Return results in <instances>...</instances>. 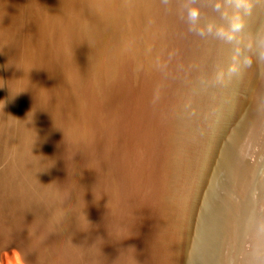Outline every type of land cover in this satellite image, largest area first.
I'll use <instances>...</instances> for the list:
<instances>
[{
  "label": "rangeland",
  "instance_id": "obj_1",
  "mask_svg": "<svg viewBox=\"0 0 264 264\" xmlns=\"http://www.w3.org/2000/svg\"><path fill=\"white\" fill-rule=\"evenodd\" d=\"M147 1L148 3L149 1H152V5L151 2L149 4V8L150 7L151 8L150 9L148 8L149 12L147 13L146 16L148 18L150 17L149 20L153 21L152 23L150 21L151 38L149 40L150 49L153 57L151 68L147 70L146 66L143 64L142 59L139 60L140 62L128 61L125 62L124 64H121L120 65L121 68H119L115 72L118 76L115 73L113 74L114 76H112V80L109 82V85H107V87L105 88L106 92H103L104 93L103 96L102 95L100 96L101 99H109L108 103L112 99L111 101L116 104L115 110L113 112L114 117H112L111 126L113 125L112 128L114 130L112 129L111 131L110 134L111 138L109 139L102 138L103 137L101 136L102 133L98 134L93 130L94 133L92 132V136L90 137L89 142H87L86 144L84 142L82 145L74 147V149L69 144L60 142L55 150L56 156L54 155L55 163L54 162L53 163L55 165L54 166L55 172H53L54 174L52 175V179L50 180L48 187L50 188L49 189L50 192H48L49 199L43 198L37 193L34 194L37 200H41V202L44 200L42 203H40L44 210L45 208L46 210L49 208L48 209L49 211H53V208H55L56 210H60V208L58 207H61V210H63L64 215L66 217L70 216L67 225L65 224V222L61 224V226L63 227H61V230L58 233L59 235L57 234V236L59 237L57 239L52 233L48 231H46L48 232L46 233L43 231L40 232V230H38V233L40 232L39 234H42V235H38V237L41 239L43 237V242L41 243L42 246L44 247L41 250L39 249L38 253L41 252L39 253L40 255H38L37 253V264L38 263L51 264V262L52 264L53 263L54 264H77V263L78 264H111V263L112 264H154L155 262H156L155 264H254L253 262L254 259L251 261L250 260L246 261L242 255V250H241V246L239 245V238H238L239 224L236 221V213H235L236 205L239 202V194L236 187L237 180L235 179L234 175L225 168L223 163H224V153L227 150V148L230 147H232V150L234 152L233 156H234V163H236L235 166H237L239 160L241 159V155H240L241 143L233 144V142L231 141L233 140L231 139L232 135H235V133H237L239 130L240 120L242 116L240 110H238L239 101L241 99V90H240L241 79H237L239 77L233 78V76L236 75V73H234L236 71H234L233 72L234 74H232L230 69L233 67V64H236L237 62L236 56L238 54L237 53L238 51L245 52V58H246L245 60L248 61L249 64L252 63L253 61L255 62V58H256L255 55L257 53V46H256L254 52L255 54L254 56H252L253 54L249 52L250 50L247 48L246 43H244L245 41L244 42L239 41L238 37H243L244 39L251 38L252 41L254 40L253 42L264 43L263 41L264 31L262 29L263 26L261 25V23L264 24V13L261 18L262 21H260L259 23V20L257 18L252 19L253 21L251 22L243 21L239 15H237L236 17L234 16L232 18V16H230L229 11H227L228 10L227 4L230 0H155V1L147 0ZM153 3L157 8H154ZM171 5L172 7H170ZM170 8L172 9V11ZM151 9L152 10L155 9L157 12H155L154 10H153L154 12L153 11L151 12ZM175 9L177 11H175ZM152 17H154V19L157 20H154ZM165 19L167 20L168 23L166 22ZM195 19L197 20L195 21ZM158 21L159 23H157ZM194 21L197 23V25ZM184 27H187L188 30L187 28ZM191 27L193 28V31L191 30L192 29ZM201 27H204L205 32L203 31L204 29ZM198 29H201L200 30L201 34L199 33ZM186 30L187 33H185L184 35V32H186ZM202 34H204V37ZM200 35L202 36V38ZM189 36H191V38ZM196 36L199 39L196 38ZM200 38L202 39V41ZM194 41H195V45H194ZM196 42L198 43L199 46L196 45ZM161 46L163 47V49L161 48ZM192 46H194V48ZM196 46H198L199 48ZM182 47L184 48L182 49ZM179 49H181V52ZM209 49H211L210 50L211 52L209 51ZM163 52H165V54ZM194 56L197 57L194 58ZM153 70L156 72H154ZM121 72H123L124 74ZM170 73L172 76L170 75ZM121 75L123 76V78ZM115 83L117 84L115 85ZM176 83L177 85H175ZM117 87L123 89V91ZM154 88L156 91L154 90ZM116 89L120 90V92L119 91L117 92ZM188 91L190 92V94H188ZM109 92H111L110 93L111 95H108ZM189 95L191 96L192 99L190 98ZM146 96L149 98H147ZM125 98L127 100H125ZM145 99L146 100L148 99L147 100L148 103ZM226 101L227 102L231 101L233 103L232 110H229L228 112L225 106ZM125 105L126 108L124 107ZM170 105H172L173 107ZM183 105H186V107ZM121 106L124 108H122ZM106 108H108V105L106 106ZM164 110L166 111L165 113ZM150 111L151 113L149 114L148 112ZM158 111L160 112V114H158ZM142 114L144 116H142ZM173 118L175 119V121ZM132 120L134 121V123L132 122ZM123 122L124 124L125 123L126 124L124 125ZM135 122H137L138 124ZM134 124H137V126ZM141 125H142V129L144 130L139 129ZM173 125L175 128L172 127ZM127 127H129V129ZM178 135H180L181 137ZM93 136L96 138L98 137L97 141L99 143L96 144V142L93 139ZM176 136H178L179 138ZM99 137L103 141H101ZM115 137L116 139H114ZM133 137H135V140L138 144L134 142L135 140ZM124 138L126 140H124ZM235 144L237 145V148ZM85 145H87V147ZM93 145L96 147H93ZM113 145L114 147H112ZM113 148L115 149L112 150ZM122 148L125 149L123 150ZM139 149H141L142 151H139ZM117 150L119 151L117 152ZM163 151L164 153L165 152L166 153L165 154L162 153ZM95 152H97L96 157L94 155ZM98 152H100V154H98ZM111 152L113 155L110 154ZM145 152L146 155L144 154ZM57 153L59 154L58 156ZM140 153H142L143 155ZM90 154L91 156L92 155L93 156L91 157ZM174 154L176 155L177 159L174 156ZM124 155L128 156V158L126 156L124 157ZM56 158H57V162H56ZM90 158L92 161L93 160L94 161L92 162ZM122 158L124 161L122 160ZM95 160H99V161H95ZM143 160H147V161H143ZM162 161L164 162L162 163ZM58 164L63 168L61 167L59 168ZM171 164L174 167H172ZM56 168H58V170ZM103 168H105L106 170ZM92 170L94 171L92 172ZM112 170L115 171L113 172ZM60 171L62 174L64 173L63 177H61L62 175L61 173H59ZM124 172H126V174ZM112 174L114 175L113 178H112L113 176ZM164 174L167 175L165 176ZM87 175L88 176L91 175V176L88 177ZM96 175L97 176L100 175V176L97 177ZM168 176L170 180L168 179ZM64 177L66 178V180ZM60 178L61 179L64 178V180L62 179L63 180L62 181ZM96 178L99 179L96 181ZM106 179L107 182L109 181L110 183L105 182ZM115 180L119 181V184ZM163 180H165L166 182ZM68 181L69 182L71 181L73 185ZM53 183L55 187L53 186ZM109 184L114 186L113 188H111L112 190L110 189L111 186ZM167 185L169 186V188ZM99 186L101 188H99ZM55 188L58 189L56 190V193H54ZM82 189L84 190L82 191ZM97 189H99V193ZM91 190H93L92 192L94 196H92ZM170 190L171 191L173 190V192H171ZM105 191L109 193L107 194ZM109 195H111L110 196L111 198L108 201ZM143 195L145 196L143 197ZM105 196L107 200L105 199ZM114 197H116V199ZM122 198L123 200H121ZM56 200L59 203L58 202L56 203ZM73 204L76 205L74 206ZM85 204L88 205L86 206ZM46 205L49 206L47 207ZM109 206L111 207L109 208ZM71 207L75 211L69 209ZM118 207H120L121 211L118 209ZM108 208L111 210V213L110 210H108ZM86 209L88 212H86ZM102 209L103 211L104 210L105 211L102 212ZM72 211L75 213L73 214ZM85 212L88 215H86ZM107 212H109L111 215ZM83 213L85 214L83 215ZM73 215L76 218L72 217ZM136 216H138L139 218ZM70 221L73 222L71 223ZM156 222H158L157 226H156ZM104 223H105V228H104ZM108 224L110 226H108ZM68 226L69 229L66 230ZM62 229L63 231L66 230L64 231L65 233L62 231ZM73 230L75 233L72 232ZM153 234L155 235L153 236ZM70 235L71 238H69ZM64 236L66 237V239ZM120 236L122 237L120 238ZM73 237L75 238V240H73ZM152 240L154 241L151 243ZM61 244H62V250L59 251V245ZM56 245H57L56 250H53V247H55ZM76 250L78 251L76 252ZM86 253L89 254L87 255ZM113 257H117V258H113ZM41 259L43 262L44 261L45 262L42 263ZM155 259L156 261H154ZM152 261H154V263Z\"/></svg>",
  "mask_w": 264,
  "mask_h": 264
},
{
  "label": "bare ground",
  "instance_id": "obj_2",
  "mask_svg": "<svg viewBox=\"0 0 264 264\" xmlns=\"http://www.w3.org/2000/svg\"><path fill=\"white\" fill-rule=\"evenodd\" d=\"M150 2L152 5V1H149V3H148L147 0H0V264H37V253H38L39 249L41 250L44 247V246H42V243H41V242H43V237H42V239L38 237V235H42V234H39V233L41 231H43V232L48 231V232L52 233L57 239V238H59L57 236V234L61 230V227H63V226H61V224L65 222V224L67 225V222L69 221L70 216L66 217L64 215L63 210H61V207H58V208H60V210H56L55 208H53V211H49L48 210L49 208L47 210L45 208V210H44L40 204L44 200L42 202H41V200H37V198L34 196V194L37 193L41 197L49 199L48 192H50V190H49L50 188H48V187H49L50 180L52 179V175L54 174L53 172H55L54 171V166H55L54 165V163H55L54 162V155L56 153L55 152L56 147L58 146V144L60 142L67 143L71 147H73V149H74V147L82 145L84 142H85V144L87 142H89V139L92 136L93 130L98 134L102 133V135H101V136H103L102 138H108V139L111 138L110 134H111V131L113 129L112 128L113 125L111 126L112 117H114L113 112L115 110L116 104L111 101L112 99L108 103L109 99H101L100 96L101 95L103 96V94H104L103 92H106L105 88L107 87V85H109V82L112 80V76H114L113 74L119 68H121L120 67L121 64H124L125 62H128V61L129 62H131V61L137 62L140 59H142L143 64L146 66L147 70H149L151 68V65L153 62V57H152V52L150 49V42H149V40L151 38L150 37V29H151L150 21L151 20H149L150 17L149 18L146 17L147 13L149 12V9L151 8V7L149 8ZM157 4H159V3H157ZM153 6H154V8H157V7H155V4ZM170 7H172V5ZM227 7H228L227 11H229L230 16H232V18L234 16L236 17L237 15H239L243 21H250L251 22V21H253L252 19H254V18H257L259 20V23H260V21H262L261 18H262V15L264 13V0H230L227 4ZM153 10L155 12H157L155 9H153ZM153 10L151 9V12ZM171 11H172V9H171ZM175 11H177V10L175 9ZM169 13H170V11H169ZM152 18L154 19V17H152ZM193 19H192V21H193ZM154 20H157V19H154ZM196 20L197 19H195V21ZM152 22L153 21H151V23ZM166 22H167V20H166ZM157 23H159V21ZM169 25H170V23H169ZM196 25H197V23H196ZM261 25L264 27L263 23H261ZM263 27H262V29L264 31ZM184 28H187V27H184ZM201 28L204 29V27H201ZM187 30H188V28H187ZM187 30H186V32H184V35H185V33H187ZM191 30L193 31V28ZM198 30L200 33L201 29H198ZM203 31L205 32V29ZM203 31H202V33H203ZM202 35L204 37V34H202ZM181 37H182V34H181ZM189 37L191 38V36H189ZM192 38H193V36H192ZM196 38H198V37L196 36ZM201 38H202V36H201ZM155 39H156V36H155ZM238 39L241 42L245 41L244 43H246L247 48L250 50L249 52H251L253 54L252 56H254V54H255L254 52H255V49L257 46V53L255 55L256 56L255 62L253 61L254 63L252 62L249 64L248 61L245 60L246 59L245 58V52L238 51L237 52L238 54L236 56L237 62H236V64H233V67L230 69L232 74L236 73V75H237V76L234 75L233 78L239 77L237 79H241V81H240L241 82V89H240L241 90V99L239 101L238 110H240V113L242 116H241V120H240L239 130L237 133H235V135H232V138H231V139H233V140H231L233 142V144L234 143H237V144L241 143V145H240V147H241V154H240L241 159L239 160V163L237 164V166H235L236 163H234V156H233L234 152L232 150V147H230V148H227V150L224 153V163L223 164H224L225 168L229 172H231L234 175L235 179L237 180V186L236 187H237V191L239 194V202L236 205L235 213H236V221L239 224L238 238H239V245L241 246V250H242V255L246 261H249V260L251 261L254 259L253 260L254 264H264V43L263 42H253L254 40L252 41L251 38L244 39L243 37H238ZM153 41H154V39H153ZM188 41H189V39H188ZM201 41H202V39H201ZM191 42H193V41H191ZM261 43H263V44H261ZM185 45H186V43H185ZM194 45H195V41H194ZM196 45H198L197 42H196ZM211 45H210V47H211ZM152 46H154V45H152ZM198 46H196V47H198ZM192 47L194 48V46H192ZM161 48L163 49L162 46H161ZM183 48L184 47H182V49ZM211 49H209V51ZM179 50L181 52V49H179ZM163 53L165 54V52H163ZM161 54H162V51H161ZM197 56H194V58ZM227 57H228V55H227ZM234 71H236V72H234ZM154 72H156V71H154ZM121 73H123V72H121ZM119 74H120V72H119ZM232 74H231V76H232ZM170 75H171V73H170ZM183 76H184V74H183ZM122 78H123V76H122ZM124 80H125V78H124ZM116 84L117 83H115V85ZM175 85H177V83ZM117 88H119V87H117ZM121 88H122V86H121ZM183 88H185V87H183ZM177 89H179V88H177ZM120 90L123 91V89H120ZM120 90H117V92L118 91L120 92ZM154 90H155V88H154ZM174 91H176V90H174ZM110 93L111 92H109L108 95H111ZM116 93H115V96H116ZM186 93H187V91H186ZM105 94H107V93H105ZM181 94H182V92H181ZM188 94H190L189 91H188ZM125 97H126V95H125ZM147 98H149V97H147ZM190 98H191V96H190ZM125 100H127V99L125 98ZM115 102H117V101H115ZM147 103H148V101H147ZM106 104L108 105V108H106V106H107ZM150 104H151V102H150ZM123 105H124V103H123ZM186 105H183V106L186 107ZM234 105H235V103H234ZM170 106H172V105H170ZM225 106H226L227 112H228L229 110H232L233 103L231 101H229V102L226 101ZM124 107L126 108V105ZM124 107H122V108H124ZM130 108H131V106H130ZM150 109H148V110H150ZM169 109H171V108H169ZM160 110H162V109H160ZM128 112H130V111H128ZM165 112L166 111L164 110V113ZM148 113L150 114L151 111ZM182 113H183V111H182ZM158 114H160L159 111H158ZM174 114H176V113H174ZM129 115H127V116H129ZM176 115H178V114H176ZM142 116H144V115L142 114ZM154 116H155V114H154ZM136 118H137V116H136ZM147 119H149V118H147ZM122 120H123V118H122ZM154 120H156V119H154ZM158 120H159V118H158ZM174 121H175V119H174ZM132 122L134 123L133 120H132ZM157 122H159V121H157ZM161 122H162V120H161ZM135 123H137V122H135ZM123 124H124V122H123ZM137 124H134V125L137 126ZM172 124H174V123H172ZM172 127H174V125ZM115 128H117V127H115ZM127 128L129 129V127H127ZM128 129H127V132H128ZM139 129L144 130V129H142V125ZM143 132H145V131H143ZM130 133H131V131H130ZM180 135H178V136H180ZM134 136H136V135H134ZM178 136H176V137H178ZM97 138L93 136V139L96 142V144L99 143L97 141ZM133 138L135 140V137H133ZM114 139H116V137ZM100 140H101V138H100ZM124 140H126V139L124 138ZM101 141H103V140H101ZM111 142H109V143H111ZM134 142H136V140ZM138 142H140V141H138ZM113 143H115V142H113ZM114 145H116V144H114ZM114 145L112 147H114ZM85 146L87 147V145H85ZM93 147H96V146L93 145ZM93 147H91V148H93ZM161 147H162V145H161ZM175 147H176V145H175ZM109 148H111V147H109ZM236 148H237V145H236ZM114 149L115 148H113L112 150H114ZM118 151L119 150H117V152ZM139 151H142V150L139 149ZM146 152L144 153L145 155H146ZM92 153H93V151H92ZM96 153L97 152H95V154H94L95 157H96ZM162 153H164V151ZM98 154H100V152H98ZM110 154L113 155L112 152ZM140 154H142V153H140ZM58 155L59 154L57 153V156ZM87 155H88V152H87ZM111 155H109V156H111ZM114 155H115V153H114ZM90 156H91V154H90ZM109 156H108V158H109ZM125 156L126 155H124V157ZM174 156L176 157L175 154H174ZM126 157L128 158V156H126ZM67 158H69V157H67ZM73 158H74V156H73ZM143 159H145V158H143ZM176 159H177V157H176ZM90 160H91V158H90ZM122 160H123V158H122ZM122 160H119V161H122ZM95 161H99V160H95ZM139 161H141V160H139ZM143 161H147V160H143ZM164 161H162V163ZM168 161H167V163H168ZM56 162H57V158H56ZM83 163H84V161H83ZM108 163H111V162H108ZM142 163H144V162H142ZM148 164H149V162H148ZM92 165H94V164H92ZM92 165H91V167H92ZM111 165H109V166H111ZM58 166H59V164H58ZM140 166H141V164H140ZM60 167L63 168L62 166H59V168ZM160 167H162V166H160ZM160 167H158V168H160ZM172 167H174V166L172 165ZM175 167H177V166H175ZM56 169L58 170V168H56ZM66 169H68V168H66ZM103 169H105V168H103ZM166 169H167V167H166ZM88 170H90V169H88ZM123 170H124V168H123ZM93 171L94 170H92V172ZM68 172H69V170H68ZM168 172H169V170H168ZM59 173H61V171ZM122 173H123V171H122ZM124 173L126 174V172H124ZM63 174L61 173V175H62L61 177L64 176ZM97 174H99V173H97ZM108 175H109V173H108ZM90 176H88V177H90ZM98 176H100V175H98ZM113 177H114V175L112 176V178ZM64 178H62V179L64 180ZM98 179L96 178V181ZM168 179H169V176H168ZM65 180H66V178H65ZM70 180H72V179H70ZM90 180H92V179H90ZM117 180H115V181H117ZM160 180H161V178H160ZM56 181H57V179H56ZM163 181H165V180H163ZM105 182H107V179L105 180ZM117 182L119 184V181H117ZM69 183H71V181ZM82 183H84V182H82ZM93 183H95V182H93ZM121 184H123V183H121ZM160 184H161V182H160ZM74 185H75V183H74ZM53 186H54V183H53ZM82 186H83V184H82ZM110 186H111L110 189L114 187L112 185H110ZM76 188H77V186H76ZM99 188H101V187L99 186ZM165 188H167V187H165ZM168 188H169V186H168ZM73 189H74V187H73ZM73 189H71V190H73ZM84 189H86V188H84ZM84 189H82V191ZM116 189H114V190H116ZM128 189H129V187H128ZM56 190H58V189L55 188L54 193H56ZM93 190H91L92 196H94L93 192H92ZM97 190L99 193V189H97ZM149 190H150V188H149ZM64 191H66V190H64ZM88 192H89V190H88ZM125 192H127V191H125ZM171 192H173V190ZM37 194H36V196H37ZM96 194H97V192H96ZM53 195H55V194H53ZM112 195H113V193H112ZM145 195H143V197ZM110 196L111 195H109L108 201L111 198ZM58 198H56V199H58ZM68 198H70V197H68ZM114 198L116 199V197H114ZM114 198H113V200H114ZM123 198L121 200H123ZM95 199H97V198H95ZM99 199H101V198H99ZM105 199L107 200L106 196H105ZM148 199H151V198H148ZM99 201H101V200H99ZM57 202L58 201L56 200V203ZM104 202H106V201H104ZM114 202H115V200H114ZM118 203H121V202H118ZM118 203H116V204H118ZM80 204H81V202H80ZM105 204H107V203H105ZM69 205H70V203H69ZM73 205L75 206L76 204H73ZM82 205H80V206H82ZM110 207L111 206H109V208ZM109 208H108V210H110ZM69 209H72V207ZM118 209L120 210V207H118ZM72 210H74V209H72ZM104 211L102 209V212H104ZM81 212H83V211H81ZM81 212H80V215H81ZM86 212H88L87 209H86ZM74 213L75 212H73V214ZM85 213H83V215ZM107 213H109V212H107ZM110 213H111V210H110ZM113 213H115V212H113ZM68 215H69V213H68ZM86 215H88V214L86 213ZM86 215H85V217H86ZM99 215H100V213H99ZM232 216H233V214H232ZM72 217H74V215ZM121 217H122V215H121ZM136 217H138V216H136ZM74 218H76V217H74ZM106 219H107V217H106ZM135 219H137V218H135ZM73 221H75V220H73ZM55 222L57 225L55 224ZM101 222H102V220H101ZM101 222H99V223H101ZM134 223H136V222H134ZM137 223H139V222H137ZM157 223L158 222H156V226H157ZM77 224H78V222H77ZM118 224H120V223H118ZM123 224H125V223H123ZM108 226H110V225L108 224ZM72 227H74V226H72ZM89 228H90V226H89ZM104 228H105V223H104ZM134 228H136V227H134ZM68 229H69V226L66 230H68ZM71 229H74V228H71ZM38 230H40L39 233H38ZM66 230H64V231H66ZM62 231H63V229H62ZM133 231H135V230H133ZM154 231H155V229H154ZM48 232H46V233H48ZM72 232H74V230ZM135 232H137V231H135ZM74 233H72V234H74ZM131 234H132V232H131ZM65 235H67V234H65ZM154 235L155 234H153V236ZM84 237H85V235H84ZM121 237L122 236H120V238ZM69 238H71V235L69 236ZM65 239H66V237H65ZM73 240H75L74 237H73ZM153 241L154 240H152L151 243ZM132 242H133V240H132ZM54 244H52V245H54ZM57 245L55 247H53V250H56ZM67 246H68V244H67ZM93 246H94V244H93ZM50 249H48V250H50ZM60 250H62V244L59 245V251ZM77 251L78 250H76V252ZM42 252H43V250H42ZM66 252H65V254H66ZM39 253H41V252H39ZM39 253H38V255H40ZM44 253H45V250H44ZM55 253H56V251H55ZM76 255H77V253H76ZM80 255H81V253H80ZM62 257H64V256H62ZM100 258H101V256H100ZM113 258H117V257H113ZM76 259H74V260H76ZM143 260H144V258H143ZM53 261H54V259H53ZM154 261H156V259ZM154 261H152V262L154 263ZM41 262L44 263L45 261L43 262L41 259ZM38 264H40V263H38ZM44 264H46V263H44ZM51 264H52V262H51Z\"/></svg>",
  "mask_w": 264,
  "mask_h": 264
}]
</instances>
